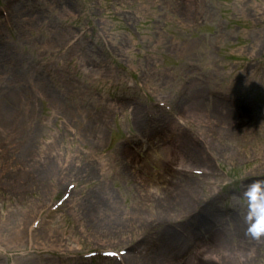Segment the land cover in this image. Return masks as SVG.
Here are the masks:
<instances>
[{
  "label": "rangeland",
  "instance_id": "obj_1",
  "mask_svg": "<svg viewBox=\"0 0 264 264\" xmlns=\"http://www.w3.org/2000/svg\"><path fill=\"white\" fill-rule=\"evenodd\" d=\"M0 7L8 14V22L0 17V108L12 101L17 111L0 120V262L78 264L88 252L133 250L134 264L162 253L163 242L176 259L220 231L223 247L204 264L218 262L214 256L234 264L237 251L250 250L248 264H264V238L247 234L239 194L245 182L264 181V0H0ZM76 32L83 35L70 45ZM216 99L231 110V102L247 106L225 121L245 124L238 135L206 131ZM159 102L172 112L153 110ZM90 118L100 120L97 131L83 130ZM178 130L215 160L206 178L187 183V207L166 215L155 203L179 184L141 164L160 158L171 174L179 165L203 167L205 156L182 158ZM130 135L135 146L113 149ZM69 184L76 190L50 213ZM94 198L105 208L90 218ZM44 216L50 238L71 252L43 248L45 231L28 241L25 229Z\"/></svg>",
  "mask_w": 264,
  "mask_h": 264
},
{
  "label": "bare ground",
  "instance_id": "obj_2",
  "mask_svg": "<svg viewBox=\"0 0 264 264\" xmlns=\"http://www.w3.org/2000/svg\"><path fill=\"white\" fill-rule=\"evenodd\" d=\"M201 100L202 98L200 96L195 97L196 106L200 107V109L203 108V104ZM209 103H210V106L205 111V114L207 118L213 119L212 121H209L210 123L215 124V125H212L214 128L212 131L218 132V133L215 132L213 134H218L220 136H228L229 135L228 133H232L230 130H233L234 128L230 124L225 123V121L226 120L228 121L236 120L237 118L241 117L243 113H240L236 110H231L227 108L226 105L220 102H217V101H213V102L209 101ZM15 107H16L15 103H13L12 101H9L7 104L1 107L0 108V120L1 119H4V120L13 119L14 115L17 113V111L15 112ZM197 107L196 109H198ZM182 109L183 108H181V110ZM88 120L89 121H86L83 124V127L85 129H88L89 127H92V126H96L98 124L97 121H100L98 118H90ZM216 124L219 126H216ZM223 127H226V129H223ZM161 130H164V132L168 131L167 128H161ZM176 136L177 137L175 138V142L177 143L176 145H178L177 149L180 150L182 158L187 159V161L189 160L190 162L198 163L197 160L200 158V156H202L200 150L193 148V147H189V145L187 144V141L183 138V134L180 133L179 130L177 131ZM201 161L200 163H202ZM207 163L208 162L206 160H203V164L207 165ZM101 165L102 167H105V162L99 163L100 167ZM149 165L152 167L151 169L149 168V170H154L158 173L160 172L163 176L169 175V177L172 178V175L169 174L167 170L161 171L160 167L163 166L162 159L159 158L157 159L156 162L149 163ZM138 166L140 167V162L136 163L135 169H137ZM141 166H147V165L146 163L145 164L143 163V165L141 164ZM149 170L145 171L144 173L151 172ZM178 183L180 186H176V185L173 186L172 188H170L169 192L166 193L167 195L165 194V196H163V198L160 199V202H161L159 206V208L161 209L160 212L166 215L175 212L176 210H178V208L179 209L186 208L188 205V202L183 201L184 199L187 198V195H188V192H187L188 188L184 186L186 185V181L178 180ZM110 199L113 202L112 198H108L109 202H110ZM94 206H96L95 212L91 213L90 218L94 217L95 215L97 216V214L101 212L102 209L105 208V203L103 201L98 200L94 202ZM198 212L199 211L195 213H198ZM34 213H36V211L30 212L29 214L24 215V217H26V220H27V216H31ZM94 220L97 221L96 218ZM93 226H95V224H93ZM50 231H51L50 229L47 231L46 237L48 238L45 237L43 248L44 247L51 248L54 251H64L63 249H65V251L72 250V248L69 247L67 244L61 247L62 241L60 238L56 237L55 239L52 240V238H50L49 236ZM14 235H19V233L15 232ZM15 239L19 241V237L16 236ZM240 241L242 244L246 243L245 235H241ZM224 242H225V239L222 236V233L220 231H215L210 235L208 242L206 241L200 242L198 243V245L189 247L186 252L180 253L176 257V259H171L170 257V251L172 249V246L169 247V244L167 243L164 244L163 242L161 246L162 253H159L158 255L148 258L146 260L144 259L138 260L134 264H204L206 260L205 258L207 257V255H209V253H214L220 248H222ZM197 247H201V248H197ZM213 259L215 261H218V262H215V264H225L224 261L227 259V257L223 256L219 260L218 256H214L212 260Z\"/></svg>",
  "mask_w": 264,
  "mask_h": 264
},
{
  "label": "clouds",
  "instance_id": "obj_3",
  "mask_svg": "<svg viewBox=\"0 0 264 264\" xmlns=\"http://www.w3.org/2000/svg\"><path fill=\"white\" fill-rule=\"evenodd\" d=\"M244 197L247 205L245 222L247 234L254 240L264 238V181H255L248 186ZM253 251H237L234 264H248Z\"/></svg>",
  "mask_w": 264,
  "mask_h": 264
}]
</instances>
